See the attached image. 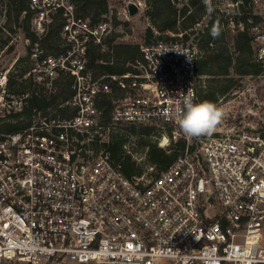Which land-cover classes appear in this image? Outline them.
Here are the masks:
<instances>
[{
	"label": "built area",
	"instance_id": "2783aa9c",
	"mask_svg": "<svg viewBox=\"0 0 264 264\" xmlns=\"http://www.w3.org/2000/svg\"><path fill=\"white\" fill-rule=\"evenodd\" d=\"M107 1L92 23L74 0H29L22 15L36 41L21 31L24 55L4 65L0 54V264H264V117L219 134L182 132L185 97L198 103L207 87L191 30L168 39L155 30L126 73L97 76L90 47L108 52L122 27L114 15L129 23L147 9ZM243 7L255 11L245 20ZM57 17L59 48H43ZM248 24L264 78V0H228V33ZM143 126L168 152L186 146L167 169L126 176L128 129ZM116 135L128 138L121 158L109 148Z\"/></svg>",
	"mask_w": 264,
	"mask_h": 264
},
{
	"label": "trees",
	"instance_id": "16d2710c",
	"mask_svg": "<svg viewBox=\"0 0 264 264\" xmlns=\"http://www.w3.org/2000/svg\"><path fill=\"white\" fill-rule=\"evenodd\" d=\"M247 1V0H245ZM29 0H0V21L5 18V29L10 32H16L14 27L21 28L33 42L36 41L34 33L30 32V15L25 17L23 12L28 10ZM76 12L78 15L89 18L92 23L97 22L101 15L108 11L107 0H74ZM147 9L145 14L152 23L153 28H148L145 32L144 42L154 35V30L160 35L157 39H168L166 32L180 33L191 30L184 34L186 39L193 38L197 43L198 49L202 52L197 61V71L200 75L207 77V87L200 93V102L204 100L212 101L215 104L219 98L228 94V91L234 85V78L230 77L231 71L238 75L257 76L261 74V66L253 59L254 51L252 47L251 27L248 24L244 31L237 32L233 37L234 53L228 49L223 41L224 33V15L221 13V6L216 3L206 5V0H188L181 8L178 7L179 0H145ZM225 7V6H223ZM243 14L241 19L245 20L252 14L251 9H241ZM115 26L122 25L124 28L129 23L119 22L114 15ZM257 21V20H256ZM256 23V22H255ZM199 24V25H198ZM63 26L60 17L54 20L47 35L40 40V45L46 49H58L60 45L59 31ZM213 29H218L219 35L215 38L212 35ZM0 31V49L8 47L12 52L15 47L9 45L10 37H4L3 31ZM120 34L113 33L108 39L106 45L108 52H102L100 47L91 46L88 52V66L92 68L97 76L102 73L124 74L129 69L127 62L139 55V45L118 41ZM113 62V63H111ZM108 113V109H106ZM155 132L151 127H130L128 135L147 137ZM128 141L124 135H116L109 145L115 158H121L123 155V145ZM141 143L148 148L147 160L150 165H155L160 171L167 169L174 163L177 157L185 148V142L180 139L175 145H172L170 152L160 148L156 143L150 144L146 140ZM123 171L126 176L139 175L143 171L135 167L130 156L126 155L123 160Z\"/></svg>",
	"mask_w": 264,
	"mask_h": 264
},
{
	"label": "rangeland",
	"instance_id": "374dc122",
	"mask_svg": "<svg viewBox=\"0 0 264 264\" xmlns=\"http://www.w3.org/2000/svg\"><path fill=\"white\" fill-rule=\"evenodd\" d=\"M187 1L188 0H179L178 7L181 8L184 4L187 3ZM221 2H223V5H220ZM210 3H216L217 6H221V13H223L224 15L225 25V27H223V33L225 34L223 37V41H225V44L228 46V49L231 51V53L235 54L233 42L234 35L228 33V28L226 27V24L228 23V0H212ZM231 11L233 12L234 10L231 8ZM254 12L255 11L253 10L252 13ZM146 18L147 15L145 13H142L134 17L129 22L126 28H124L123 26L118 27L116 32L121 33V37L118 39V41L132 43L134 45L143 43L146 30L151 27L153 28L152 23ZM4 25L5 18L2 17L0 21V31L2 30L1 27ZM2 31L3 33H5L3 34L5 38L10 37L13 40L12 42H9V45H14L15 47L12 52H9L8 49H6L5 53H2V49H0V54L3 55L1 61L4 65H6L8 63L10 64V62L18 55H24L25 51L24 47L22 46L24 36L20 29H18L16 33L10 32L8 28L5 29V31ZM7 32H10L11 34H7ZM230 77L234 78V85L228 91V94L225 97L219 98L216 103V105L223 112V118L219 125L216 127L215 131L212 132L214 134H219L226 131L232 125L238 124L245 118L254 119V117L257 115H260V117H264V78H258L257 76L251 75L240 76L234 71H231ZM143 139L148 141L150 144L156 143L158 147H162L163 145L166 147V144L165 141L161 140L160 136L156 132L151 136L142 138L140 136L133 135L130 142H128V149L130 152V155L128 156H130L131 161L135 163V167L142 171H145L150 164L147 160L148 148L141 143ZM5 263L14 264L8 261Z\"/></svg>",
	"mask_w": 264,
	"mask_h": 264
},
{
	"label": "clouds",
	"instance_id": "9594fccd",
	"mask_svg": "<svg viewBox=\"0 0 264 264\" xmlns=\"http://www.w3.org/2000/svg\"><path fill=\"white\" fill-rule=\"evenodd\" d=\"M212 35L214 38L218 36V29H213ZM188 59L191 61L190 58ZM183 105L178 125L187 137L210 135L223 118L222 110L212 101L204 100L194 103L193 97L189 95L185 97Z\"/></svg>",
	"mask_w": 264,
	"mask_h": 264
},
{
	"label": "water",
	"instance_id": "95a60500",
	"mask_svg": "<svg viewBox=\"0 0 264 264\" xmlns=\"http://www.w3.org/2000/svg\"><path fill=\"white\" fill-rule=\"evenodd\" d=\"M128 8L131 16H136L139 13L138 7L132 2L128 3Z\"/></svg>",
	"mask_w": 264,
	"mask_h": 264
}]
</instances>
